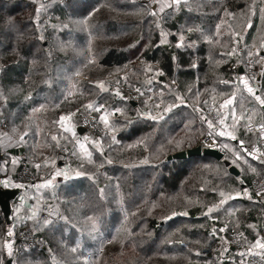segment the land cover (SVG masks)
<instances>
[{
	"label": "trees",
	"instance_id": "obj_1",
	"mask_svg": "<svg viewBox=\"0 0 264 264\" xmlns=\"http://www.w3.org/2000/svg\"><path fill=\"white\" fill-rule=\"evenodd\" d=\"M262 9L264 0H181L158 15L143 0H0V118L17 141L0 147V176L26 189L34 212L9 225L0 210L2 264H228L224 229L257 241L264 204L252 182L263 165L167 157L199 146L209 129L201 109L236 91L241 73L231 65L264 47ZM261 91L264 98V72ZM72 113L74 136L58 123ZM89 114L94 128L80 134ZM9 231L16 248L30 237L44 247L29 243L9 256ZM101 237L115 241L98 256Z\"/></svg>",
	"mask_w": 264,
	"mask_h": 264
},
{
	"label": "crops",
	"instance_id": "obj_2",
	"mask_svg": "<svg viewBox=\"0 0 264 264\" xmlns=\"http://www.w3.org/2000/svg\"><path fill=\"white\" fill-rule=\"evenodd\" d=\"M152 1H154L153 3L157 8L156 13L158 15H163L164 13H166L169 10V7L167 5L173 3V0ZM162 5L164 7L161 10ZM47 18L50 19L51 15L49 14ZM259 52L260 51L258 49H252L243 56V58L240 60L239 68L242 66L244 72L237 76L236 91L224 100L217 103L215 105V113L213 114V116L208 117V121L210 120L213 124V127L209 128L210 132H212L215 138L221 141L222 146H228L227 148L223 147L226 159L239 163L243 168L247 166L249 161H255L246 152V147L252 142L253 137L247 134L245 126L246 123L250 120L264 122V105H261L253 95L248 93L244 83L240 78L243 77L244 80H247L248 86L253 89L255 94L259 95L261 99H264L261 91L262 79L260 82H258L259 63L262 59ZM230 97H234L233 104L229 105L228 107L222 108L221 105L224 104V102ZM221 119L224 120L223 124L219 123ZM1 120L4 119L0 118V122ZM66 128L70 129L67 132L74 136L75 128L72 124H70V120L69 125H67ZM220 132H224L225 135H219ZM228 133L234 135L236 139L233 140L231 136L228 135ZM75 140H77L79 145H81L83 142L82 138L80 137L75 138ZM240 141L244 142L243 147H241L239 143ZM14 143L17 144L15 138H12L8 135L5 127L0 126V147L2 148V150H9L11 145ZM237 155H239V159L237 158ZM21 156V154L17 156L18 161L20 160ZM2 168H4V165L0 164V170ZM239 170L241 171V169ZM1 177L3 186H9L12 188L19 186L23 188L22 185H18V182L13 179L12 175ZM245 185L246 184L244 183L243 186L245 187ZM23 189L24 193L19 195V197L13 202V219L11 223H9V225L21 224L27 221L30 222L33 218V207H31V203L27 198V191H25L26 189ZM224 230V237L221 238V241L219 242V249L223 251L221 255L223 256V258L221 259L228 262V264H236L238 260H241L240 258L242 257V255H246L245 252L248 250H251L252 252H264V248L254 247L258 240L264 243V232L259 234V238L257 241L250 243L240 236L238 238V232L236 229H233L231 231H228L226 229ZM11 233L12 235H10V237L5 240L3 248H5V250L8 252L7 245L11 244L12 254H14L16 250L14 251L15 246L13 243V231Z\"/></svg>",
	"mask_w": 264,
	"mask_h": 264
},
{
	"label": "built area",
	"instance_id": "obj_3",
	"mask_svg": "<svg viewBox=\"0 0 264 264\" xmlns=\"http://www.w3.org/2000/svg\"><path fill=\"white\" fill-rule=\"evenodd\" d=\"M143 1L149 5L151 4V0H143ZM253 49L257 50V48H253ZM239 52H241V50H239ZM239 63L240 61L232 64L231 69L237 72L239 70ZM201 110L206 115V117L213 116V114L215 113V105L206 106L202 108ZM261 125H264V122L250 120L246 123V126H245L246 132L247 134L253 137L252 142L248 144L246 147V152L257 163L264 166V131L261 130ZM0 126L6 127L7 121L1 120ZM79 126L84 127L86 131L93 130L94 116L92 114L83 116L81 119V124ZM199 146L218 148L224 152L221 141L215 138V136L212 134V132H210L209 129L201 137L199 141ZM249 153H251V155ZM22 166H23V173L26 174L27 173L26 164L23 163ZM252 189L258 201L264 204V177L259 180H254L252 182ZM40 242L42 243L41 247H44V243L42 241L38 239H33L32 237H30L28 242L26 241L20 242L19 246L22 247L27 243L28 244L36 243L38 246H40ZM4 264H7V263H4ZM240 264H264V252H252V253L246 254L244 255V259Z\"/></svg>",
	"mask_w": 264,
	"mask_h": 264
},
{
	"label": "water",
	"instance_id": "obj_4",
	"mask_svg": "<svg viewBox=\"0 0 264 264\" xmlns=\"http://www.w3.org/2000/svg\"><path fill=\"white\" fill-rule=\"evenodd\" d=\"M260 56L262 57L260 63H259V73H258V82L261 81L263 72H264V47L259 52ZM239 72L243 73V67L241 66L239 68ZM77 130L80 132V134H83L86 132V129L82 126H79ZM193 155H209L214 156L218 159L225 158V153L218 149V148H212V147H201L197 146L195 148H189L187 150H182L176 153H173L167 157L168 160H171L173 158H186ZM229 170L231 173H233L236 176H240L241 171L239 168L231 164L229 166ZM24 192V189L22 187H9V186H3L2 185V177L0 176V210L4 214L6 220L8 223H11L13 217V202ZM252 253L251 250H248L245 252V254ZM9 264H12V260H8Z\"/></svg>",
	"mask_w": 264,
	"mask_h": 264
},
{
	"label": "snow or ice",
	"instance_id": "obj_5",
	"mask_svg": "<svg viewBox=\"0 0 264 264\" xmlns=\"http://www.w3.org/2000/svg\"><path fill=\"white\" fill-rule=\"evenodd\" d=\"M180 2H181V0H173V4H175V5H179ZM173 4H169V5H167V6H168V7H172ZM163 7H164V6L162 5V6H161V10L163 9ZM98 10H99V9H96L95 11H98ZM261 11L264 12V9H262ZM37 14H39V9L37 10ZM90 15H91V14H90ZM152 15H155V12H153ZM80 23H81L82 25H86V24H87V18H86L85 20H83V21H80ZM248 26L251 27V24H249ZM181 40H183V37H181ZM163 42H164V41H162V43H163ZM178 46H179V45H178ZM240 79H241V81L244 83V85H245V87H246L248 93H250L251 95H253V96L255 97V99H256L257 101L260 102L261 105H264V99H261V97H260L259 95H256V94H255V92L253 91V89H252L251 87L248 86V82H247V80H244L243 77H241ZM225 83H227V82H225ZM98 86H99L102 90L107 91V89L104 87L103 82H99V85H98ZM137 91H139V90H137ZM116 94L119 95V92H117ZM233 99H234V97H230V98H228V99L224 102V104L221 105V107H222V108H225V107H228L229 105H232V104H233ZM86 107H87L88 109H92V108H93V105H92V104H88V105H86ZM102 107H103V105H100V106L96 107L94 110H95V111H100ZM168 110H170V109H166V111H168ZM72 115H74V113L69 114L68 116H61L60 119H59V121H58V123H61V124H62L64 121H66V120H70ZM109 115H112V113H106V114H102V115L100 116V120L104 123L105 127H108V126H109V120H108V116H109ZM147 118H150V119H152V120H157V117H155V116H148ZM159 119H163V116H160ZM207 123H208L209 128H212V127H213V124H212V122H211L210 120L207 121ZM219 123L223 124V123H224V120L221 119V120L219 121ZM65 130L68 131V130H70V129H67V128H66ZM261 130L264 131V125H261ZM219 135L223 136V135H225V133H224V132H220ZM228 135H230L231 138H232L233 140L236 139V137H235L234 135H232L231 133H228ZM21 139H23V137H21ZM52 139H53V140H56L57 137H56V136H53ZM85 139H87V137H85ZM171 142H172V141H169V143H171ZM239 143H240L241 147H243V143H244V142H243V141H240ZM177 146H179V142H177ZM80 147L83 149V148H84V145L81 144ZM96 147L98 148L99 145L97 144ZM223 147H224V148H227L228 146H227V145H223ZM85 151H86V150H85ZM249 154L251 155V153H249ZM87 155H88V157H89V162H91V159H90V157H91V153L88 152ZM237 158L239 159V155H237ZM254 158H255V157H254ZM109 163H111V161H109ZM143 163H147V160L143 161ZM61 174H62V173H61L60 171H57V175H61ZM77 175H80V173H77ZM49 183H51V182L49 181ZM18 187H19V186H18ZM101 192H103V190H101ZM223 195H224V194L221 193V196H223ZM223 202H224V201H221V203H223ZM212 211H213L212 208H209V209H208V212H209V213H211ZM183 214L186 215L187 213H183ZM174 215H175V214H174ZM169 218H171V217H169ZM89 219H92V218L89 217ZM9 235H12L11 231H9ZM7 247H8V254H9V256H11V255H12L11 244H8ZM254 247L264 248V243H262L261 241L258 240V241L256 242V244L254 245ZM72 251H76V249H72ZM0 264H2V261H0Z\"/></svg>",
	"mask_w": 264,
	"mask_h": 264
},
{
	"label": "rangeland",
	"instance_id": "obj_6",
	"mask_svg": "<svg viewBox=\"0 0 264 264\" xmlns=\"http://www.w3.org/2000/svg\"><path fill=\"white\" fill-rule=\"evenodd\" d=\"M153 2H154V1L151 0V4H150V6H151V8H152L153 11L157 12V11H156L157 8H156V6H155V4H154ZM172 4H173V3H172ZM174 6H175V4H173L172 7H169V10L172 9ZM259 51H260V50H259ZM95 60H96V58H95L94 56H92V57L90 58L89 62H93V61H95ZM77 78H82V75H78ZM72 81L75 82L74 79H73ZM71 86H73V83H72ZM73 91H74V88L71 87L70 92L73 93ZM67 125H69V120H66V121H64V122L62 123V126H63L64 130L66 129ZM109 126H110V122H109ZM82 144L84 145V149H86V148H87V141L83 140ZM60 150H61V153H65V155L68 154L66 147H62ZM41 151H43V149H41ZM46 153H47V151H44V153H42V154L45 155ZM65 157H66V156H65ZM43 160H44V159H43ZM44 215H45V214H44ZM45 216H46V215H45ZM126 217H127V216H125V219H126ZM92 220H93V219H90V220H89V224H90V225H93V226H97V224H96L94 221H92ZM116 235H117V234H116ZM118 238H119V237H117V241H116V242H117V244H116L117 246L121 243L120 241L123 240V239L125 238V236H124V234H122V235H121V238H119V239H118ZM40 241H41V240H40ZM112 241H115L114 237H113V238H104V237H101L100 239H98V241H97L98 249H97V251H96L95 253H96L98 256L103 255V254L107 251V248L113 246ZM27 244H28V243H27ZM111 244H112V246H111ZM25 245H26V244H25ZM35 245H37V244L35 243ZM14 246H15L14 251H15V250L18 251L19 246H17V248H16V245H14ZM41 246H42V243L40 242V247H41ZM15 254H16V252H15ZM92 254H93V252L90 251V252L88 253L87 256H91Z\"/></svg>",
	"mask_w": 264,
	"mask_h": 264
},
{
	"label": "bare ground",
	"instance_id": "obj_7",
	"mask_svg": "<svg viewBox=\"0 0 264 264\" xmlns=\"http://www.w3.org/2000/svg\"><path fill=\"white\" fill-rule=\"evenodd\" d=\"M238 238H239V234H237Z\"/></svg>",
	"mask_w": 264,
	"mask_h": 264
}]
</instances>
